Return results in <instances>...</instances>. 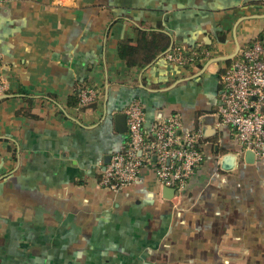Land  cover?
I'll use <instances>...</instances> for the list:
<instances>
[{"label":"crops","instance_id":"0c3cea01","mask_svg":"<svg viewBox=\"0 0 264 264\" xmlns=\"http://www.w3.org/2000/svg\"><path fill=\"white\" fill-rule=\"evenodd\" d=\"M143 31L209 54L129 66L118 46ZM263 31L264 0L3 1L0 264H264V160L246 162L217 115L220 74ZM77 89L93 106L68 105ZM133 100L146 130L173 113L201 130L203 161L172 199L148 167L99 185Z\"/></svg>","mask_w":264,"mask_h":264},{"label":"built area","instance_id":"2783aa9c","mask_svg":"<svg viewBox=\"0 0 264 264\" xmlns=\"http://www.w3.org/2000/svg\"><path fill=\"white\" fill-rule=\"evenodd\" d=\"M5 0H0V4ZM204 52V57L208 56ZM165 60L182 67L190 60L184 51L174 48ZM220 92L217 110L218 125L234 130L244 152L264 160V31L240 53L219 76ZM0 83V98L5 92ZM80 104L94 98L92 91H81ZM126 139L111 155L99 178L102 188L118 191L135 184L143 168H151L158 183L174 189L179 195L203 161L202 133L183 130L182 117L173 113L154 121L146 130L140 103L133 100L123 111Z\"/></svg>","mask_w":264,"mask_h":264},{"label":"trees","instance_id":"16d2710c","mask_svg":"<svg viewBox=\"0 0 264 264\" xmlns=\"http://www.w3.org/2000/svg\"><path fill=\"white\" fill-rule=\"evenodd\" d=\"M140 38L136 41V43H130L127 41L121 42L118 46V54L124 60L127 61L129 66L137 65L140 67H144L149 63H155L159 58H165V56L170 53L174 48H179L176 46H170L167 42L161 46L155 43V40H148L146 32L140 33ZM180 49V48H179ZM153 50V52H152ZM144 51V53H143ZM142 52V53H141ZM204 52L202 48L193 49L191 51L184 52V55L190 60L181 68L188 69L192 66H200V62L204 59ZM137 54H140L139 57L136 58ZM83 90V89H81ZM81 90H76L74 95L68 99V105L76 108L85 109L87 107L93 106V104L81 105L79 94ZM127 139L124 141V143Z\"/></svg>","mask_w":264,"mask_h":264},{"label":"water","instance_id":"95a60500","mask_svg":"<svg viewBox=\"0 0 264 264\" xmlns=\"http://www.w3.org/2000/svg\"><path fill=\"white\" fill-rule=\"evenodd\" d=\"M122 118H123V121L125 122V116L119 115L117 117V119H122ZM122 130H124V129H122ZM124 131L126 132V130H124ZM245 160L248 163H252L253 162V154L251 152H249V151L245 152ZM163 195H164V197L166 199H172L173 195H174V189H172V188H164L163 189Z\"/></svg>","mask_w":264,"mask_h":264}]
</instances>
